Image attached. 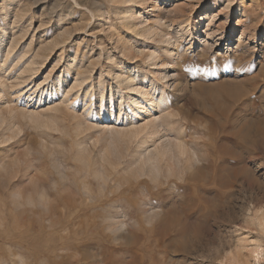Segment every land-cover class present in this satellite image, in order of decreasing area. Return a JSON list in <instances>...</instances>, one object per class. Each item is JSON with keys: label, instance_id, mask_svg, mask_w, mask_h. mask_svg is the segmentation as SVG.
<instances>
[{"label": "rangeland", "instance_id": "1", "mask_svg": "<svg viewBox=\"0 0 264 264\" xmlns=\"http://www.w3.org/2000/svg\"><path fill=\"white\" fill-rule=\"evenodd\" d=\"M150 5L166 14L182 9L172 12L171 27L163 19L157 42L125 27L112 0H0L1 62L8 48L15 50L9 58L14 66L0 71V264H264L258 225L264 219V0ZM147 10L136 8V23L155 17L153 7ZM124 44L137 55L154 50L161 62L173 46L182 78L178 89L167 86L165 104L181 130L162 131L146 146L120 139L111 148L104 126L115 121H100L96 93L68 99L60 93L39 105L40 94L28 90L57 79L75 59L94 67L85 87L108 92L110 54L124 57ZM131 62L132 68L155 69L143 56ZM27 66L38 68L34 78L29 72L17 78ZM177 134L188 144L193 167L172 159L160 162L157 177L142 171L140 158ZM19 177L39 188L20 196ZM110 224L123 229L114 234Z\"/></svg>", "mask_w": 264, "mask_h": 264}, {"label": "bare ground", "instance_id": "2", "mask_svg": "<svg viewBox=\"0 0 264 264\" xmlns=\"http://www.w3.org/2000/svg\"><path fill=\"white\" fill-rule=\"evenodd\" d=\"M151 1L152 0H112V2L114 4V9H115L114 15L120 14L123 16L125 27L132 29V31L135 32L134 34H136L140 38H144L147 40L152 39L155 42H157V41H159V38H157V36L162 37V36H159L160 34L158 33L159 32L158 30L160 29V26L162 27V25H163V19L165 18L164 22H168V26L171 27L170 24H173L175 22L174 21L175 15H173L172 12L175 11L174 14H179L178 12L182 11V9L179 6H175L172 12L168 11L166 14V13H164V11H160L158 8H156L155 5L154 6L150 5ZM115 4H118V5H115ZM148 6L153 7V11L156 12L155 17L152 19H148L146 21H141V22H139V24L136 23L135 19L138 18L137 15L136 16L134 15L136 8L137 7H143L144 11L148 12V10H149V9L147 10ZM138 15L141 16V19L144 17V13H140V14L138 13ZM179 15H181V14H179ZM181 19H183V18H181ZM181 19H179V20H181ZM202 19L203 20L207 19L208 21L212 20L211 16L206 17V15H204ZM138 21H140V20H138ZM187 21L183 20L182 21L183 25H185L187 23ZM209 26H210V24H209ZM197 29H199V28H197ZM212 29H213V27L209 28V30H212ZM244 30L242 31V35L245 33ZM214 32H216V31H214ZM211 33L212 32L207 31L208 35H210ZM222 33H225V31ZM222 33H219V34L221 35ZM172 40H173V38H172ZM240 40H241V38H240ZM166 43H167V45H169V42H166ZM217 43H218V41L215 42V44H217ZM174 44H176V43H174ZM239 44L241 45V43H239ZM170 45H173V44H170ZM173 49H174L173 46L170 49H168V51H169L168 54H171L170 57L164 58L165 60L161 62L158 60L160 56L154 50L153 51H147V52L139 51L141 53H140V55H137L131 50V46H129L128 44L127 45L124 44V46L122 48V53L124 54V57L117 60V58L115 59L113 57V55H114L113 53H112V55L110 54V58L111 57L112 58H111V63H110L109 68H108V72L110 73L113 81L108 83V87H109L108 92L105 91L104 87H101V90H100V88L97 90L96 86L93 87V84H91L90 89L85 87L86 82L92 81L89 79L92 76V73L94 71V67H93L94 65L91 64L93 68H90V69L87 68L86 69V68H83L84 65L81 62L76 61L75 59L72 61V63H68L65 66L64 70L60 72L57 79H53V81H52L48 78H45L41 83L34 84L28 90L29 91L32 90V94L37 93V96L40 94L39 99H38L39 105L44 103V102H47V101H51V100L53 101L55 98L58 97V95L60 93H61V95H64L65 97L66 96L70 97V94L76 95V97H77L80 94V92H82L80 94V97H82L83 95H85V97H88L89 95H91V93L94 92L99 97L98 98L99 99V102H98L99 106H97L95 110H96V112L99 110L101 113V120L100 121L106 120V119H108V117H111V116H112L113 120L115 121V124H113L111 126H106V125L104 126L105 131L111 132V134H110L112 136L110 138L111 148L116 143H119L120 139H124V141L127 140L129 143H130V141H136L139 147L140 146L142 147L144 145L146 146V144L148 145L149 141H155L156 137L160 133H162V131H163L164 136H165L166 135L165 131H169L171 133V132H174L173 130H178L179 129L178 126H180L179 124H180L181 120L178 119L179 117H177V115L174 114L173 112H169L168 107H167L168 105L165 104V101L167 100V97H166V93L168 90L167 86L174 88V90L176 88L178 89V87L180 85L177 84V80L179 78H182L181 77V68H179L178 66H174V65L178 64V61H177V58H175V55H174L175 53H171V51L173 52ZM139 50H142V49H139ZM14 51H15L14 47H10L7 49L3 63L0 60V71L4 70V72H7L8 70H10L12 65L14 66V58L9 60L10 56L12 55V53H14ZM2 56H4V50L0 49V59ZM137 56H141V57L143 56V59L148 60L149 65L153 66L155 69L150 70V71L148 69H143V70H148V73H149L148 74L147 72H142L143 71L142 68L141 69H136L134 67L132 68L131 64H134V63H132L131 60H132V58H135ZM21 57L23 58V56H21ZM19 58H20V55H19ZM181 59L183 60V58H181ZM32 63L35 64L36 62H32ZM34 67H32V66L28 67L27 66L24 70L21 71V73L17 76V78H21V76L23 74H27L28 72L30 73L29 76L33 77V75H35L38 72V68H34ZM167 68H169V69L175 68L174 74L171 75L170 73H168ZM25 72H27V73H25ZM69 74L73 77V83L72 84H69V80H70ZM99 78H100V80H103L104 76L102 73L99 75ZM48 80H50V81H48ZM1 84H4V83L0 80V95H1V91H2ZM66 98L68 99V97H66ZM57 108H59V106H56L55 109H57ZM116 109H118V113H116V111H115ZM84 111H85V108H84ZM158 111L160 114L158 113ZM88 114L92 115V116L95 115L94 111H91V110L88 112ZM88 114H87V116H89ZM76 117L78 118V119L76 118L78 120V126L79 127L84 126V121L79 116H76ZM104 123H107V122L103 121L101 123V125ZM86 129H87V127H86ZM179 130H181V129H179ZM163 133H162V135H163ZM183 133L184 132H182V135H183ZM179 134L175 135L174 137L167 135L168 137H165V140H163L160 144L156 145V143H155L156 146L154 147V150H148V152L145 153L144 156L141 154V156H143L140 158V162H139L141 170L147 171L150 174H154V175H156L155 177H157V175H159V173L162 171V166L160 165V162L161 161H163V162L170 161L171 162L172 159L175 160L173 163L177 164V165L179 164V166L182 163V161L184 160L187 163V165H186V163L184 164V165H186V166H184V167H186V169H188L190 166H192L193 162L191 164H188L190 162V155H189L190 152H189V149L187 146L188 144H187L186 140L182 139V136H179ZM124 141H122V142H124ZM127 141H125V142L127 143ZM151 144H152V142H151ZM114 148L117 149V147H114ZM114 152H116V151L114 150L113 153ZM104 158L105 157H103V159ZM104 161H105V159H104ZM107 162H108V160H107ZM170 162H168V164ZM109 164H111V163H109ZM174 164L172 166L175 167ZM114 166H115L114 164H111V168ZM167 166L169 167V169L171 171H172V169H174V168L170 167L169 165H167ZM181 167L183 168V166H181ZM169 169L167 171H169ZM183 169H185V168H183ZM189 170H190V168H189ZM104 172H106V171H104ZM187 172L189 173L188 170H187ZM99 174H101V173H99V171L97 170V172L95 173V178H98V179L102 178ZM169 175H174V174L171 172L168 174V176ZM105 177L108 178V176L104 175V178ZM177 177H178V175H177ZM179 177L184 178V176H179ZM167 179H170V177ZM23 180L24 179L19 177L16 181V187L19 190L20 196L25 198V196H23V192H24L23 189L24 190L25 189L31 190L33 192V189H38L39 187L36 184H33L34 183L33 181H32L33 183L29 182L30 183V186H29V183L27 185L24 183L25 181H23ZM103 181L106 183V181H108V179H103ZM104 182H103V184H105ZM40 184H41V182H40ZM36 187H38V188H36ZM41 195L43 196L44 194L42 193ZM87 195H88V193H87ZM34 196H36V195H34ZM39 196H40V194H39ZM71 196H73V195H71ZM26 197H28V196H26ZM31 197H33V196H31ZM31 197H30V199H31ZM84 197H85V195H84ZM79 198H81V197H79ZM30 199H29V202H30ZM57 199H60V196ZM64 199H62V201H64ZM69 199L73 200V197L65 199V200H69ZM27 200H25V201H27ZM35 200H36V198H35ZM43 201H44V199H43ZM60 201H61V199H60ZM69 202H67V203H69ZM50 203L51 202H49V204ZM64 204H65V202H64ZM182 213H183V215H185V211ZM182 213H181V215H182ZM50 221H52V220H50ZM52 222H54V219ZM119 225L114 226L113 224H110V226L108 225V227H110L109 229H111L113 231V233L115 234V233H119V231H121V229H123V225L122 226H119ZM258 225L264 229V219L258 218ZM123 236H125V235H123ZM257 248L258 249H256V251H260L259 247H257Z\"/></svg>", "mask_w": 264, "mask_h": 264}]
</instances>
